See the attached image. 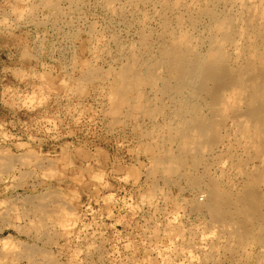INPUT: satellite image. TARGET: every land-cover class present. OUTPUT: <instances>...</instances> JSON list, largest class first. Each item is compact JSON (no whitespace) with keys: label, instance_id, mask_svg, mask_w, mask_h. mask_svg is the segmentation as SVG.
Masks as SVG:
<instances>
[{"label":"rangeland","instance_id":"obj_1","mask_svg":"<svg viewBox=\"0 0 264 264\" xmlns=\"http://www.w3.org/2000/svg\"><path fill=\"white\" fill-rule=\"evenodd\" d=\"M45 1L0 0V162H3L0 163V264H27L23 253L26 247L45 249L49 257L61 264L264 262L259 258L264 257L260 256L264 255V245L258 243L256 232H247L249 226L243 222L237 225L238 220H217L219 223H216L211 214L191 208L196 197L203 199L207 194L206 189H193L181 179L182 172L200 174L206 166L210 168H206L209 177L220 188L234 185L237 189L253 174L261 177L263 185L259 188L264 190V163L250 156L253 141L245 134L248 120L240 114L233 118L228 113V119L223 121L227 125L217 131L216 142L209 133L188 139L189 128L184 126L192 127V117L183 122L176 113L177 100L172 95L160 94L146 86L141 103L134 106L120 100L122 93L116 89L122 86L121 70L136 50L144 51L145 47L157 53L162 42L180 35L179 38L186 40L197 39L192 40L193 44H197L200 52H206L212 45L208 37L215 33L214 40L223 39L224 32L234 30L217 29L216 36V30L213 31L216 28H206V17L193 25L189 16L194 14L198 18L207 0H200L198 4L195 0H182L186 6L175 0L181 3L180 9L169 0L175 8L167 10H162L166 8L159 0H142L138 3L140 6L130 5L126 0H119L121 3L118 0H75V3L60 0L59 10L45 9ZM209 4L208 1L204 8H210ZM227 11L220 6L222 15ZM176 13L179 19L183 18L181 21L176 20ZM238 13V10L231 11V15L242 18ZM239 17L238 24L242 21ZM237 38L245 44V37ZM243 44L237 49L241 51ZM234 46L227 47L228 53L240 63V51ZM87 71L95 72V78L83 77ZM200 110L204 117H211V108L202 105ZM175 156H180L188 165L175 164ZM194 160L198 168L192 166ZM239 169L246 172L241 174ZM41 198L48 204L44 213L33 208ZM26 199L30 200V207Z\"/></svg>","mask_w":264,"mask_h":264},{"label":"bare ground","instance_id":"obj_2","mask_svg":"<svg viewBox=\"0 0 264 264\" xmlns=\"http://www.w3.org/2000/svg\"><path fill=\"white\" fill-rule=\"evenodd\" d=\"M15 1V0H14ZM62 1V0H61ZM66 1V0H65ZM75 3V0H67ZM115 1V0H107ZM130 5H136L142 0H126ZM154 1V0H153ZM163 6L167 10L175 8V4L172 5L169 3L172 0H159ZM169 1V2H168ZM187 1V0H186ZM180 0L185 6V2ZM198 4V1L195 0ZM205 1V0H204ZM203 1V2H204ZM209 1L210 8H204L207 5V2ZM117 2V0H116ZM113 2V3H116ZM118 2H120L118 0ZM126 2V3H127ZM148 2V1H147ZM152 2V1H151ZM159 2V3H160ZM176 7L179 9L178 1L175 2ZM194 2V1H193ZM201 2V4L203 3ZM33 3V2H32ZM59 3L60 0H46L44 2V8L49 9H56L59 10ZM73 3V4H74ZM121 3V2H120ZM125 3V1L123 2ZM188 3V2H187ZM192 3V2H191ZM194 3L195 5H197ZM200 3V2H199ZM205 3V2H204ZM42 4V3H41ZM98 4V3H97ZM101 4V3H100ZM118 6L120 4L116 3ZM128 4V5H129ZM161 4V6H162ZM190 4V2H189ZM193 4V3H192ZM206 5L202 7L203 9L200 16L197 18L194 14H192L189 20H192L193 25L199 24L200 20L199 18L206 17L207 18V27L206 28H216L212 29L213 31L216 30V36L218 34L217 29H224V28H231L234 31L223 33V39H227L224 42H221L223 39L222 37L217 38V40H214V36L208 37L211 46L210 50L208 48V51L206 52H200V49L197 48V44H193L192 40L197 41V39H184L179 38L180 35L173 38L172 41L162 42L160 44L158 52L154 53L153 51L149 50L148 48L144 51L134 52L131 54V57L128 61V64L121 70L120 78L122 86L116 87V89L119 88L120 94L119 98L122 101H129L131 102L130 105H137L139 102L141 103V100L143 98L144 91L143 88L148 86L150 90H155L160 92V94H168L172 95L177 100V115L180 116V118L184 121L190 120L192 122V127L184 126L189 128L188 132V139L195 138L196 134H199L201 137L206 136L208 133L213 138L214 142L216 140L214 139L219 131V128H223L224 124L223 121L226 122V115L232 114V117L234 118L238 114H240L242 117L244 116L248 120V127L245 130V134L249 136V138L253 141L252 144V151H250V156L252 157H258L260 160L264 163V0H207ZM122 5V4H121ZM126 5V6H128ZM139 5V4H138ZM141 5V4H140ZM139 5V6H140ZM158 5V4H157ZM156 5V6H157ZM194 5V6H195ZM204 5V4H203ZM202 5V6H203ZM13 6V5H11ZM112 6V5H111ZM138 6V7H139ZM143 6V5H142ZM155 6V5H154ZM160 6V4H159ZM160 6V7H161ZM182 6V5H181ZM187 6H189L187 4ZM220 6L221 8L224 7L227 12L222 13L220 12ZM78 7V5H77ZM105 7V6H104ZM107 4V9H108ZM117 7V6H116ZM145 7V6H144ZM192 7V6H191ZM40 8V7H39ZM100 8V7H99ZM111 8V7H109ZM122 7H120V10ZM177 8V10H179ZM184 7H182L183 9ZM195 8V7H194ZM31 9V8H30ZM114 11L117 10L116 8H113ZM126 9V8H125ZM129 9V8H127ZM126 9V10H127ZM139 9V8H138ZM156 9V8H155ZM198 9V7H197ZM110 10V9H108ZM124 10V9H123ZM141 10V9H140ZM147 10V9H146ZM189 10V8H188ZM196 10V9H195ZM194 10V13H195ZM199 9L196 10L198 13L200 11ZM238 10V15L242 16H234L231 15V11ZM14 11V10H13ZM31 11V10H30ZM106 11V10H105ZM155 11V10H154ZM170 10H168L169 12ZM175 11V10H174ZM173 11V12H174ZM192 8L191 11L192 12ZM230 11V12H229ZM12 12V11H11ZM21 12V11H19ZM23 12V11H22ZM129 12V11H128ZM179 12V11H178ZM186 12V11H185ZM24 13V12H23ZM110 13V11H109ZM161 13V12H160ZM193 13V12H192ZM196 13V15H197ZM25 14V13H24ZM60 14V12L58 13ZM76 14V13H75ZM145 14V13H142ZM151 14V13H150ZM177 14V13H176ZM180 14V12L178 13ZM177 14V21H181L183 18H180V15ZM181 14H184L183 12ZM189 14V13H188ZM191 14V13H190ZM221 14V15H220ZM21 15V14H18ZM112 15V14H111ZM124 15V14H123ZM136 15V14H135ZM157 15V14H156ZM187 15V13H186ZM57 16V15H56ZM122 16V15H121ZM143 16V15H142ZM185 16V15H183ZM208 16V17H207ZM19 17V16H18ZM128 17V16H127ZM145 17V16H144ZM179 17V18H178ZM195 17V18H194ZM241 18L242 21L238 24V21L236 18ZM26 18V17H24ZM28 18V17H27ZM42 18V17H41ZM136 18V17H135ZM161 18V16H160ZM21 19V17H20ZM30 19V18H29ZM55 19V18H54ZM130 19V18H129ZM144 19V18H143ZM163 19V17H162ZM165 19V18H164ZM205 20L204 18H202ZM52 20V19H51ZM140 20V19H139ZM145 20V19H144ZM185 20V19H184ZM235 20V21H234ZM20 21V20H19ZM126 21V19H125ZM132 21V20H131ZM135 21V20H134ZM141 21V20H140ZM138 21V22H140ZM188 21V20H185ZM45 22V20H44ZM137 22V21H136ZM150 22V21H149ZM161 22H164L163 20ZM166 22V21H165ZM237 22V24H236ZM147 23V22H146ZM189 21L187 22V24ZM131 24V23H130ZM162 24V23H160ZM164 24V23H163ZM169 24V23H168ZM182 24V23H181ZM191 24V23H189ZM202 24V23H201ZM237 26H236V25ZM27 25V24H26ZM47 25V24H46ZM170 25V24H169ZM180 25V24H179ZM205 25V23H204ZM52 26V25H51ZM115 26V25H114ZM127 26V25H126ZM164 26V25H163ZM162 26V27H163ZM167 26V25H166ZM183 26V25H182ZM140 27V26H139ZM169 27V26H168ZM179 28V26H176V28ZM190 27V26H189ZM175 28V29H176ZM191 28V27H190ZM195 28V26L193 27ZM197 28V27H196ZM205 28V27H204ZM205 28V29H206ZM130 29V28H129ZM170 29V27H169ZM174 29V28H173ZM172 29V30H173ZM207 29V30H209ZM131 30V29H130ZM142 30V29H141ZM164 31V29H162ZM179 30V29H178ZM202 30V29H201ZM181 32V30H179ZM191 31V29H190ZM224 31V30H222ZM229 31V29H228ZM141 32V31H140ZM161 32V31H160ZM165 32V31H164ZM168 32V31H167ZM166 32V33H167ZM176 32V30H175ZM187 32V31H186ZM196 32V31H195ZM145 33V32H144ZM142 33V34H144ZM164 34L167 36V34ZM177 33V32H176ZM213 33V32H211ZM2 34V33H1ZM127 34V33H126ZM141 34V35H142ZM159 34V33H158ZM170 34V31H169ZM190 34V33H189ZM206 34V33H205ZM222 34V35H223ZM116 35V34H115ZM150 35V34H149ZM161 35V34H160ZM163 35V36H164ZM172 35V33H171ZM184 35V34H183ZM182 35V36H183ZM187 35V34H186ZM208 35V34H207ZM210 35V34H209ZM208 35V36H209ZM220 35V34H219ZM143 36V35H142ZM145 36V35H144ZM143 36V37H144ZM152 36V34H151ZM175 36V35H172ZM245 37L244 43H240V40H236L237 37ZM159 37V36H158ZM171 37V36H170ZM169 37V38H170ZM185 37V36H184ZM196 37V36H195ZM202 37V36H199ZM219 37V36H218ZM10 38V37H9ZM161 38V37H159ZM158 38V39H159ZM165 38V37H164ZM162 38V40L164 39ZM117 39V38H116ZM140 39V38H138ZM144 39V38H143ZM201 39V38H200ZM220 39H222L220 41ZM238 39V38H237ZM243 39V38H242ZM255 39V41H254ZM114 40V39H113ZM121 40V39H120ZM150 40V38H149ZM203 40V39H202ZM122 41H124L122 39ZM145 41V40H144ZM165 41V40H163ZM201 41V40H200ZM254 41V42H253ZM133 42V41H132ZM199 42V40H198ZM226 42H229L230 45H236L234 46L236 49L240 44H243L241 51L237 49L236 51H240L239 58L242 59L241 62H235V60L232 57V53H228L230 49V45L226 44ZM240 44H237V43ZM236 43V44H235ZM151 44V43H150ZM158 44V43H157ZM202 44V43H201ZM207 44V43H206ZM227 45V46H226ZM132 46V45H131ZM150 46V45H148ZM153 48L154 44L152 45ZM158 46V45H157ZM245 46V47H244ZM134 47V46H133ZM132 47V48H133ZM227 47L229 49L227 50ZM232 47V46H231ZM233 47V48H234ZM240 47V46H239ZM247 49L245 50V48ZM137 48V47H136ZM151 48V47H150ZM95 49V48H94ZM125 49V48H124ZM139 49V48H138ZM232 49V48H231ZM234 50V49H233ZM119 51V50H118ZM121 51V50H120ZM119 51V52H120ZM128 51V50H127ZM234 51V53L236 52ZM245 51V53H244ZM125 52V51H124ZM129 53V51H128ZM118 54V53H117ZM236 54V53H235ZM234 54V55H235ZM120 55V54H118ZM237 55V54H236ZM237 56V57H238ZM119 59V58H118ZM240 59H238L240 61ZM124 60V59H123ZM126 60V59H125ZM117 63V62H116ZM122 63V62H121ZM79 64V63H78ZM81 64V63H80ZM97 71V70H96ZM108 71V70H107ZM95 72L87 71L84 73L85 78L87 79H94ZM81 76V74H79ZM96 75V74H95ZM115 75V74H114ZM78 80V79H77ZM117 80V79H116ZM19 86V85H18ZM115 86V85H114ZM78 89V88H77ZM146 90V89H145ZM110 92V90H109ZM13 93V92H12ZM147 94V92H145ZM150 93H152L150 91ZM33 94V93H32ZM114 94V93H113ZM118 94V93H117ZM117 94L115 95L117 97ZM40 95V94H39ZM45 95V94H44ZM135 95L133 97V100L131 99V96ZM153 96V94H150ZM159 95V94H158ZM157 95V96H158ZM149 96V95H148ZM171 96V97H172ZM83 97V96H82ZM115 97V98H116ZM164 97V96H163ZM99 98V97H98ZM147 98V97H146ZM161 98V96H160ZM167 98V97H166ZM39 99V98H38ZM150 99V98H149ZM152 99V97H151ZM29 101V99H27ZM40 100V99H39ZM38 100V102H39ZM135 100H137L135 102ZM146 100V99H145ZM26 101V100H24ZM42 100V104H43ZM115 101V100H114ZM153 101V100H152ZM169 101V100H168ZM62 102V101H61ZM117 102V101H116ZM144 102V100H143ZM150 102V100H149ZM165 103V100L163 101ZM17 103V102H16ZM31 103V102H30ZM41 103V102H39ZM125 103V102H124ZM159 103V101H158ZM162 103V102H161ZM118 104V103H117ZM143 104V103H142ZM145 104V103H144ZM147 104V102H146ZM149 104V103H148ZM154 104V103H153ZM41 105V104H40ZM127 105V104H126ZM205 105V107L211 108V117L206 116L204 117L201 114V106ZM152 106V105H151ZM165 106V105H164ZM127 107V106H126ZM141 107V106H140ZM146 107V105H145ZM174 107V106H173ZM111 108V107H110ZM132 108V107H131ZM136 108H139L138 106ZM151 108V107H150ZM135 109V108H134ZM173 109V108H172ZM124 110V109H123ZM147 110V109H146ZM149 110V109H148ZM160 110V109H159ZM200 110V112H199ZM209 110V109H208ZM230 110V112H228ZM38 111V110H37ZM111 111V110H110ZM127 111V110H126ZM168 111V110H167ZM205 111V110H204ZM146 112V111H145ZM155 112V111H154ZM208 112V111H207ZM110 113V112H109ZM143 113V112H142ZM148 113V112H147ZM157 113V112H156ZM170 113V112H169ZM204 113V112H202ZM42 114V113H41ZM207 114V113H206ZM154 115V114H153ZM168 115V114H167ZM170 115V114H169ZM192 115V116H189ZM238 116L241 117V116ZM107 116V115H106ZM171 116V115H170ZM231 116V115H229ZM175 117V115L173 116ZM172 117V118H173ZM190 117V118H188ZM241 117V118H242ZM171 118V117H170ZM171 118V119H172ZM230 118V117H229ZM237 118V117H235ZM11 119V118H10ZM114 119V118H113ZM176 120V117L174 118ZM173 119V120H174ZM225 119V120H224ZM231 120V119H230ZM235 120V119H234ZM246 121V120H245ZM47 122V121H46ZM136 122V121H135ZM138 122V121H137ZM182 122V121H181ZM182 122V123H183ZM190 122V121H189ZM230 122V121H228ZM149 123V122H148ZM159 123V122H158ZM3 124V123H2ZM126 124V122H125ZM180 123H178L179 125ZM223 125V126H222ZM227 125V124H225ZM229 125V124H228ZM231 125V123H230ZM46 126V125H45ZM52 126V125H51ZM105 126V125H104ZM111 126V125H110ZM137 126V124H136ZM181 126V125H180ZM222 126V127H220ZM44 127V126H43ZM47 129V128H46ZM152 129V128H151ZM178 129V128H177ZM186 129V132H187ZM166 130V129H165ZM222 130V129H221ZM153 131V130H152ZM170 131V130H169ZM151 132V131H150ZM155 132V131H154ZM242 132V131H241ZM138 133V132H137ZM174 133V132H173ZM179 133V132H178ZM183 133V132H182ZM185 133V132H184ZM217 134V135H216ZM216 135V136H215ZM1 136V135H0ZM6 136V135H5ZM175 136V135H174ZM184 136V135H183ZM198 136V137H200ZM226 136V135H225ZM179 137V135H178ZM177 137V138H178ZM197 137V136H196ZM197 137V138H198ZM233 137V136H232ZM232 137H229L232 139ZM184 138V137H183ZM246 138V137H245ZM202 139V138H201ZM206 139V138H205ZM211 139V138H210ZM218 139V138H217ZM225 139V138H224ZM204 140V139H203ZM229 141V139H227ZM249 140V139H248ZM180 141V140H179ZM208 141V140H207ZM211 141V140H210ZM233 141V140H232ZM184 142V141H183ZM204 142V141H203ZM212 142V141H211ZM182 143V141H181ZM219 143V142H218ZM229 143V142H228ZM231 144V143H230ZM229 144V145H230ZM246 144H248L246 142ZM179 145V144H178ZM189 145L190 142H189ZM186 145V146H189ZM244 145V144H243ZM223 146V145H222ZM225 146V145H224ZM251 146V145H250ZM117 147V146H116ZM181 147V146H180ZM220 147V146H219ZM183 148V147H181ZM180 148V149H181ZM192 148V147H191ZM190 148V149H191ZM228 148V146L226 147ZM235 148V147H234ZM166 149V148H165ZM179 149V148H178ZM187 149V148H186ZM209 149V147H208ZM216 150V148H214ZM224 149V148H223ZM250 149V148H249ZM206 150V149H205ZM204 150V151H205ZM220 150V149H219ZM218 150V151H219ZM237 150V149H236ZM180 151V150H179ZM192 151V150H191ZM217 151V152H218ZM222 151V149L220 150ZM230 151V150H229ZM228 151V153H229ZM241 151V150H240ZM193 152V151H192ZM211 152V151H210ZM224 152V150H223ZM234 152V151H233ZM243 152V150H242ZM208 153V152H207ZM214 153V152H213ZM225 153V152H224ZM2 154V153H1ZM25 154V153H23ZM211 154V153H210ZM234 154V153H233ZM232 154V155H233ZM34 155V154H33ZM30 155V156H33ZM179 155V154H178ZM183 155V154H182ZM193 155V154H192ZM207 155V154H206ZM209 155V153H208ZM215 155V154H214ZM229 155V154H228ZM227 155V156H228ZM240 156L239 154H237ZM168 156V155H167ZM216 156V155H215ZM218 156V154H217ZM237 156V157H238ZM5 157V156H4ZM3 157V158H4ZM8 157V156H7ZM5 157V158H7ZM171 157V156H170ZM176 157V156H175ZM178 157V158H177ZM176 158H173L175 161V164L179 165L180 167H185L188 165L182 159H180V156H177ZM188 157V156H187ZM193 157V156H192ZM195 157V156H194ZM193 157V158H194ZM197 157V156H196ZM241 157V156H240ZM238 157V158H240ZM1 158V156H0ZM2 158V160H3ZM9 158V157H8ZM169 158V156H168ZM12 159V158H11ZM20 159V158H19ZM26 159V158H25ZM30 159V158H29ZM46 159V158H45ZM49 159V158H48ZM164 159V158H163ZM231 159V158H230ZM5 160V159H4ZM47 160V159H46ZM159 160V159H158ZM162 160V159H161ZM202 160V159H201ZM235 160V159H234ZM1 161V160H0ZM11 161V160H10ZM22 161V160H20ZM29 161V160H28ZM51 161V159L49 160ZM54 161V160H53ZM52 161V162H53ZM246 161V160H245ZM25 162V161H24ZM31 162V161H30ZM225 162V161H224ZM244 162V161H243ZM255 162V161H253ZM257 162V161H256ZM3 163V162H0ZM11 163V162H9ZM50 163V162H49ZM54 163V162H53ZM52 163V165H53ZM245 163V162H244ZM5 166L7 165L4 162ZM15 164V163H14ZM22 164V163H20ZM207 164V163H206ZM208 163L207 165H209ZM250 164V163H249ZM252 164V163H251ZM254 164V163H253ZM252 164V165H253ZM260 164V163H259ZM18 165V164H17ZM204 165V164H203ZM244 165V164H242ZM246 165V164H245ZM257 165V164H256ZM4 166V165H2ZM1 166V167H2ZM194 168H198L195 160L194 164L192 165ZM39 167V166H38ZM150 167V166H149ZM155 167V166H154ZM192 167V168H193ZM216 167V166H215ZM241 167V166H240ZM248 167V165L246 166ZM47 168V167H46ZM49 168V167H48ZM205 170L201 171L200 174L198 173H192V175H188L187 173H181V179H185L186 183H188L189 187L191 188H205L207 194L203 196V199L196 197L192 201V205L194 210L196 211H205L209 214H211L212 218L216 220V223L221 220H238L236 223L239 225L238 222L246 223L249 227L247 232L253 234L256 232L257 241L259 244L264 245V190H261L259 187L263 185V180L260 179L261 177L257 175V177L253 174H250L248 176V181L244 182V185H239L237 189H235L234 185L231 187V185L228 184V181L226 182L229 186L227 187H218V182L211 179L209 177V172H207L209 169L205 166ZM206 168L208 169L206 171ZM253 168V166H252ZM256 168V167H255ZM257 168L260 169V167L257 166ZM256 168V169H257ZM8 169V167H7ZM183 169V168H182ZM187 169V168H186ZM245 169V168H244ZM261 170V169H260ZM259 170V171H260ZM264 170V169H263ZM34 171V170H33ZM149 171V170H148ZM241 174L244 172V170L241 172L240 169L238 170ZM248 171V170H247ZM22 172V171H21ZM168 172V171H167ZM186 172V171H185ZM246 172V171H245ZM244 172V173H245ZM251 172V171H250ZM255 172V171H254ZM258 172V171H256ZM38 173V172H37ZM215 173V172H214ZM4 174V173H3ZM8 174V173H6ZM212 174V173H211ZM230 174V173H229ZM256 174V173H254ZM260 174V173H259ZM20 175V174H19ZM39 175V174H38ZM146 175V174H145ZM253 175V176H252ZM15 176V175H13ZM213 175H211L212 177ZM216 176V175H215ZM263 176V175H262ZM17 177V176H16ZM238 177V176H236ZM259 177V178H258ZM15 178V177H13ZM19 178V177H18ZM147 178V177H146ZM170 179V178H169ZM238 178H235V181ZM245 179V178H244ZM229 180V177H228ZM233 180V179H232ZM231 180V181H232ZM247 180V179H246ZM234 181V182H235ZM99 182V181H98ZM168 182V181H167ZM175 182V181H172ZM224 182V181H223ZM237 182V181H236ZM241 182V181H239ZM3 183V182H2ZM169 183V182H168ZM171 183V182H170ZM225 183V182H224ZM174 184V183H173ZM178 184V183H177ZM235 184V183H234ZM238 184V183H237ZM224 185V184H223ZM264 187V186H263ZM5 191V190H4ZM141 191V190H140ZM46 192V191H45ZM168 192V191H166ZM205 193V192H204ZM61 194V193H60ZM59 195V194H58ZM166 195V194H165ZM17 196V195H16ZM23 196V195H22ZM52 197V196H51ZM58 197V196H57ZM166 197V196H165ZM177 197V196H176ZM29 199V198H28ZM32 199V198H30ZM37 199V198H36ZM62 199V198H61ZM60 199V200H61ZM10 200V199H9ZM33 200V199H32ZM47 200L48 197H47ZM66 200V199H65ZM140 200V199H139ZM164 200V198H163ZM166 200V198H165ZM191 200V199H190ZM27 201V199H26ZM30 201V200H29ZM27 201L26 204L30 207V202ZM37 201V200H36ZM39 201V204H35L33 208L35 210H38L40 213H44L46 210V207L48 204L45 203L46 199L41 198ZM176 201V200H175ZM59 202V201H58ZM163 202V201H162ZM166 202V201H165ZM178 202V201H177ZM56 203V202H55ZM170 203V202H169ZM32 204V203H31ZM175 204V203H174ZM181 204V203H180ZM186 204V203H185ZM2 205V204H1ZM34 205V204H32ZM162 205V204H161ZM173 205V203H172ZM4 206V205H3ZM53 206V205H50ZM56 206V205H55ZM62 206V205H61ZM60 206V207H61ZM68 207V205H66ZM2 207V206H1ZM180 207V206H179ZM50 208V207H49ZM53 208V207H52ZM18 209V208H17ZM56 209V208H55ZM13 210V209H12ZM73 210V209H72ZM71 210V211H72ZM192 210V211H194ZM4 211V210H3ZM44 211V212H43ZM60 211V210H59ZM70 211V210H69ZM75 211V210H74ZM2 212V211H1ZM51 212V211H50ZM94 212V210H93ZM38 214V212H35ZM53 213V212H52ZM87 213V212H86ZM158 213V212H156ZM196 213V212H195ZM199 213V212H198ZM9 214V213H8ZM154 214V213H153ZM30 215V213H29ZM66 216V215H65ZM147 216V215H146ZM150 216V215H149ZM7 217V216H6ZM30 217V216H29ZM64 217V216H63ZM68 217V216H67ZM66 217V218H67ZM4 218V217H2ZM44 218V217H43ZM41 219V218H40ZM47 221V220H46ZM50 221V220H48ZM210 221V220H208ZM65 222V221H64ZM212 222V221H211ZM56 223V222H55ZM210 223V222H209ZM231 223V222H229ZM233 223V222H232ZM6 224V223H5ZM9 224V223H8ZM87 224V223H86ZM212 224V223H211ZM225 224L228 225V223L225 221ZM244 224V225H246ZM14 225V224H13ZM25 225V224H23ZM22 225V226H23ZM46 226V224H44ZM63 225V224H62ZM90 225V224H89ZM209 225V224H208ZM220 225V224H217ZM222 225V224H221ZM224 225V224H223ZM236 225V224H234ZM240 225H243L242 223ZM10 226V224H9ZM202 226V225H201ZM205 226V225H204ZM203 226V227H204ZM207 226V225H206ZM210 226V225H209ZM251 226V227H250ZM68 227V226H67ZM211 227V226H210ZM227 226H224V228ZM230 227V225H229ZM237 230H238V226ZM240 227V226H239ZM244 226H242L243 228ZM11 228V227H10ZM24 228V227H23ZM22 228V230H23ZM29 228V227H28ZM241 228V229H242ZM246 228V227H245ZM39 229V228H38ZM86 229V228H85ZM203 229V228H201ZM222 229V228H221ZM231 229V228H230ZM19 230V229H18ZM26 230H28L26 228ZM32 230V229H31ZM182 230V229H181ZM205 230V229H204ZM33 231V230H32ZM76 231V230H75ZM206 231V230H205ZM204 231V233H205ZM229 231V230H228ZM232 229L230 230V232ZM241 231V230H240ZM245 231V229L243 230ZM241 231V232H243ZM27 232V231H26ZM77 232V231H76ZM215 232V231H214ZM217 232V231H216ZM246 232V231H245ZM246 232V233H247ZM196 233V232H195ZM215 234V233H214ZM231 234V233H230ZM236 234V233H235ZM78 235V234H77ZM211 235V234H210ZM226 235V234H225ZM238 235V234H236ZM7 237V236H6ZM45 237V236H43ZM99 237V236H98ZM178 237V236H177ZM186 237V236H185ZM191 237V236H190ZM206 237V236H205ZM214 237V236H213ZM237 238V236H235ZM83 238V237H82ZM128 238V237H127ZM184 238V237H183ZM182 237L181 239L184 240ZM212 238V237H211ZM43 239V238H42ZM178 239V238H177ZM192 239V238H191ZM203 239V238H202ZM207 239V238H206ZM245 239V238H244ZM8 240V239H7ZM6 240V242H7ZM91 240V239H90ZM176 240V239H175ZM204 240V239H203ZM236 240V239H235ZM10 241V240H9ZM47 241V240H46ZM177 241V240H176ZM181 241V240H180ZM186 241V239H185ZM191 241V240H190ZM79 242V241H78ZM188 242V241H187ZM204 242V241H203ZM252 242V241H251ZM27 243V242H26ZM84 243V242H83ZM184 243V242H183ZM206 243V242H205ZM213 243V242H212ZM245 243V241H244ZM250 243V242H249ZM131 244V243H130ZM178 244V243H177ZM258 244V245H259ZM5 245V244H4ZM101 245V244H99ZM165 246V245H164ZM176 246V245H173ZM181 246V245H180ZM5 247V246H3ZM83 247V246H82ZM168 247V246H167ZM260 245L258 246V248ZM262 247V246H261ZM102 248V247H101ZM174 248V247H173ZM177 248V247H176ZM179 248V247H178ZM181 248V247H180ZM167 248H165L166 250ZM170 249V248H169ZM168 249V250H169ZM25 253L24 260L27 262V264H61L60 262H57L56 260H53L51 256L49 257L46 253L40 248L36 247H26L24 249ZM181 250V249H180ZM210 250V249H209ZM224 250V249H223ZM254 250V249H253ZM262 250V249H261ZM155 251V250H154ZM187 251V250H185ZM21 252V251H20ZM260 252V251H258ZM17 253V252H16ZM90 253V252H89ZM109 254V252H107ZM102 254V253H101ZM181 254V253H180ZM262 254V253H260ZM259 254V255H260ZM9 255V254H8ZM20 255V254H19ZM105 255V254H104ZM173 255V254H172ZM21 256V255H20ZM176 256V255H175ZM179 256V255H177ZM176 256V257H177ZM260 256H264L263 254ZM103 257V256H102ZM259 257V256H257ZM12 258V257H11ZM109 258V257H108ZM170 258V257H169ZM187 258V257H186ZM256 258V257H255ZM260 260L264 259L259 257ZM3 259V258H2ZM20 259V257H19ZM55 259V258H54ZM106 259V258H105ZM191 260V259H190ZM231 260V259H230ZM256 260V259H255ZM10 261V260H9ZM188 261V260H187ZM2 262V261H1ZM174 262V261H173ZM172 262V263H173ZM262 262V260H261ZM260 262V263H261ZM70 263V262H69ZM259 263V261H258ZM92 264V263H91ZM175 264V263H174ZM256 264V263H255ZM261 264H264L262 262Z\"/></svg>","mask_w":264,"mask_h":264}]
</instances>
